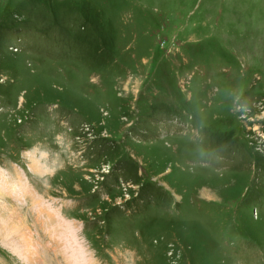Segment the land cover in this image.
Returning a JSON list of instances; mask_svg holds the SVG:
<instances>
[{"label":"rangeland","instance_id":"obj_1","mask_svg":"<svg viewBox=\"0 0 264 264\" xmlns=\"http://www.w3.org/2000/svg\"><path fill=\"white\" fill-rule=\"evenodd\" d=\"M0 166V264H264V0H0Z\"/></svg>","mask_w":264,"mask_h":264},{"label":"bare ground","instance_id":"obj_2","mask_svg":"<svg viewBox=\"0 0 264 264\" xmlns=\"http://www.w3.org/2000/svg\"><path fill=\"white\" fill-rule=\"evenodd\" d=\"M31 161V160H30ZM31 163V162H30ZM43 166H41V165H39V163H38V161H35V162H33L31 165H30V168H31V170L35 173V174H37L38 176H40V174H41V172H42V170H43V172H44V169L42 168ZM1 170V169H0ZM3 171V170H2ZM2 177H4V176H2ZM20 180H22L23 182L25 181V183H23V184H25L26 185V180H25V178H23V179H20ZM11 185V184H10ZM17 185H19V184H16V186ZM15 186V185H14ZM20 186V185H19ZM27 186V185H26ZM10 187V186H9ZM8 187V188H9ZM6 192V191H5ZM21 191H20V189H19V191H18V195L16 196V200H23L24 199V197L23 196H21V193H20ZM8 193V192H7ZM7 194H5V196H6ZM11 195V194H10ZM12 196V195H11ZM11 198V197H10ZM15 200V201H16ZM3 203V202H2ZM4 204V203H3ZM5 205V204H4ZM7 205V204H6ZM13 209V208H12ZM8 210V209H7ZM11 210V209H10ZM13 212L12 213H14V210H12ZM10 213V212H9ZM1 216L0 217H5V214L4 213H2L1 212V214H0ZM65 222V221H64ZM55 224H56V227H57V225H58V222L56 223V222H54ZM6 224V223H5ZM18 224V223H17ZM7 226L9 225V226H11L10 227V229H8L7 230V232H5V229H2L1 230V227H0V240L1 241H4V242H12V241H14V242H16L17 240H16V235H17V233H18V227H17V229H16V227H13V222L12 221H9L7 224H6ZM40 225V224H39ZM58 227H62L61 225H58ZM62 228H61V232H62ZM69 231V230H68ZM60 234V233H59ZM56 236H57V233H56ZM22 242V241H21ZM23 245V244H22ZM29 245V243H27V246ZM26 245H24V247H22L21 248V250H22V252L23 253H25V254H27V255H31V256H33L34 255V257H35V253L34 252H32V250L31 249H29V247H25ZM31 246V245H30ZM45 247H46V245H45ZM52 247V246H51ZM48 248V247H47ZM46 251V250H45ZM36 252V251H35ZM53 252H55V251H53ZM55 254V253H54ZM57 255V254H56ZM30 256V257H31ZM36 258L38 259V253L36 252ZM36 258H34V260L36 259Z\"/></svg>","mask_w":264,"mask_h":264},{"label":"clouds","instance_id":"obj_3","mask_svg":"<svg viewBox=\"0 0 264 264\" xmlns=\"http://www.w3.org/2000/svg\"><path fill=\"white\" fill-rule=\"evenodd\" d=\"M81 264H86V262H81Z\"/></svg>","mask_w":264,"mask_h":264}]
</instances>
